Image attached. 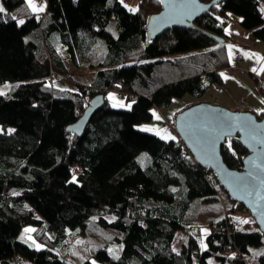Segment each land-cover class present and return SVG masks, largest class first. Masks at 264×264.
I'll use <instances>...</instances> for the list:
<instances>
[{"label":"trees","instance_id":"16d2710c","mask_svg":"<svg viewBox=\"0 0 264 264\" xmlns=\"http://www.w3.org/2000/svg\"><path fill=\"white\" fill-rule=\"evenodd\" d=\"M46 3L40 14L27 0H0V87L8 85L0 91V264H72L63 252L94 215L120 252L113 257L101 246L93 254L83 242L80 250L94 259L80 264H264V233L253 218L248 225L234 220L232 211L247 209L236 201L227 209L215 173L178 135L137 127L152 118L153 105L200 95L222 80L230 65L229 13L250 39L264 42V0H224L153 40L147 18L160 0H141L136 11L121 0ZM53 36L73 63L103 42L91 82L53 86V67L68 73ZM251 74L264 99V65ZM115 88L132 100L129 108L111 105L106 95ZM99 93L105 101L84 132L67 130ZM246 153L237 137L222 144L230 167L239 168ZM29 228L44 247L23 240Z\"/></svg>","mask_w":264,"mask_h":264},{"label":"water","instance_id":"95a60500","mask_svg":"<svg viewBox=\"0 0 264 264\" xmlns=\"http://www.w3.org/2000/svg\"><path fill=\"white\" fill-rule=\"evenodd\" d=\"M223 1L162 0L161 9L147 18L148 39L153 40L171 27L192 25L196 17ZM208 34L218 41L225 40ZM104 101L102 93L94 95L67 130L82 134ZM174 128L193 158L215 173L228 197L242 204L264 233V113L201 101L178 111ZM227 137H237L247 149L239 168L230 167L223 158L222 144Z\"/></svg>","mask_w":264,"mask_h":264},{"label":"rangeland","instance_id":"374dc122","mask_svg":"<svg viewBox=\"0 0 264 264\" xmlns=\"http://www.w3.org/2000/svg\"><path fill=\"white\" fill-rule=\"evenodd\" d=\"M34 1L35 0H33V2ZM123 1L130 9H137L141 2V0ZM40 2H42V0H40ZM228 17H230V19L226 24V31L228 34L226 50L230 60V65L221 71L222 80L209 84L200 95L185 94L181 97H174L168 104L153 105L151 110L152 118L148 121H143L137 124L139 129L144 131L149 128L153 129L149 132L157 134L163 138L176 135L174 129L175 114L181 109L187 107L188 104L194 102L207 101L212 104L223 105L231 109H234L235 107L236 109L238 107L237 100L241 101L242 99H245L253 110L257 112L264 110V99L261 90L258 82L255 81L254 76L251 74V72L254 74L261 73V69L264 65V59H262L264 58V42L259 39H256L255 41L250 39L249 31L241 25L238 18L232 15H227V18ZM53 41L63 57L65 71H68L67 74L64 73L63 75L58 72L60 70L53 67V69L57 71L49 76L50 82H53V86H66L72 88L75 87L77 82H91L94 78L96 70V67L93 66L92 63L97 64V62L102 58L104 52L103 42L100 40L103 46H101L100 42H97L87 53L84 60L80 61V63H73L65 47L60 43V41L58 39ZM238 52L244 57V60L241 62V66L246 68L245 73L240 72V69L237 67L239 64L236 57ZM253 68L257 69V71L253 72ZM6 89H8V85L0 87V91H5ZM106 97L114 107L129 108L132 105V100L128 99L127 94L118 91L117 88L108 91ZM157 116H159L160 119H157ZM10 130H12V128H7V131ZM0 131H2L1 127ZM219 194L224 203L227 205V209L235 205V201L228 198L226 192ZM213 204L215 205L213 213L216 216H219L221 213L220 201L217 200V202H214ZM216 206L219 207V210L216 209ZM232 215L236 222L244 225H248L249 221L252 220L250 212L242 209L241 207H237L234 211H232ZM97 218L98 215L92 216L87 222V227L84 231H79L72 235L68 245V251L63 252L67 258L62 255L60 257L67 259L72 264H80L88 258L94 259V252L101 246L107 247L113 257H117L119 255V249L121 247L120 244L109 241L107 232L95 225ZM109 219H113V217L109 215ZM204 220L205 219L202 217L200 224H205ZM245 220H247L248 223L242 222ZM29 229H25L23 234L25 239L23 238V240H28L33 247H44L43 242L37 240L35 236H33V229L28 231ZM50 237L54 238L55 234H50ZM82 243L83 249L93 253L92 255L83 253V251L80 250L79 246Z\"/></svg>","mask_w":264,"mask_h":264},{"label":"snow or ice","instance_id":"6c2138e0","mask_svg":"<svg viewBox=\"0 0 264 264\" xmlns=\"http://www.w3.org/2000/svg\"><path fill=\"white\" fill-rule=\"evenodd\" d=\"M161 2H162V0H161ZM27 3H28V5L33 9V11H42L43 10V7L42 6H37L34 2H33V0H27ZM218 6V5H217ZM132 11H136L137 9H131ZM5 11V9H3V7L2 6H0V12H4ZM19 23L20 24H23L24 23V21L23 20H20L19 21ZM229 47H231V46H229ZM262 59H264V58H262ZM252 71L253 72H256L257 71V69H255V68H253L252 69ZM0 94H3L2 92H0ZM157 119H160V117L159 116H157L156 117ZM146 131H152L153 129H145ZM10 131H14V130H10ZM166 139H175V137H172V136H168V137H165ZM73 180H75V176H73ZM243 223H248V221L247 220H245V221H242ZM28 231H31V229H29Z\"/></svg>","mask_w":264,"mask_h":264},{"label":"crops","instance_id":"0c3cea01","mask_svg":"<svg viewBox=\"0 0 264 264\" xmlns=\"http://www.w3.org/2000/svg\"><path fill=\"white\" fill-rule=\"evenodd\" d=\"M121 2L124 4V1L123 0H121ZM34 3L37 5V6H42L43 7V10L42 11H37V12H39L40 14H42L43 12L45 13V10H46V6H47V3H46V0H42V2H40V0L39 1H37V0H35L34 1ZM125 5V4H124ZM126 6V5H125ZM139 6V5H138ZM138 8V7H137ZM228 15H232V16H234V17H237L238 18V20H239V17L238 16H235V15H233V14H228ZM228 19H230V17H228ZM235 20V19H234ZM53 38V40H57L58 39V37L57 36H53L52 37ZM100 42V44H101V46H103L102 45V43H101V41H99ZM256 43H259V42H256ZM104 51V50H103ZM238 54H241V53H239L238 52ZM237 54V55H238ZM237 55H236V57H237ZM243 56V55H242ZM244 58V57H243ZM244 67V66H243ZM239 102H240V100H237V103H238V106H239ZM195 103V102H194ZM193 104V103H192ZM234 109H235V107H234ZM236 109H238V107L236 108ZM250 110H253L252 108H251V106H250ZM254 111V110H253ZM254 112H256L257 113V111H254ZM177 133V132H176ZM176 135H178V134H176Z\"/></svg>","mask_w":264,"mask_h":264},{"label":"built area","instance_id":"2783aa9c","mask_svg":"<svg viewBox=\"0 0 264 264\" xmlns=\"http://www.w3.org/2000/svg\"><path fill=\"white\" fill-rule=\"evenodd\" d=\"M237 18V17H236ZM237 58H238V68L240 69V72L242 73H245L246 71V68L241 66V62L244 60L242 54H238L237 55ZM254 78H256V76H254ZM238 109L241 110V111H244V110H249L250 109V105L249 103L245 100V99H242L240 102H239V106H238Z\"/></svg>","mask_w":264,"mask_h":264}]
</instances>
